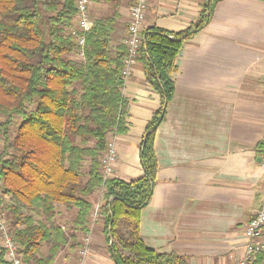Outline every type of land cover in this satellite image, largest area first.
Listing matches in <instances>:
<instances>
[{"label":"trees","instance_id":"obj_1","mask_svg":"<svg viewBox=\"0 0 264 264\" xmlns=\"http://www.w3.org/2000/svg\"><path fill=\"white\" fill-rule=\"evenodd\" d=\"M111 13L86 34L84 58L68 31L76 0H0V181L10 197L4 211L21 247L24 264H54L69 248H80L90 230L91 196L103 189L100 207L108 251L116 264H188L177 254L146 246L141 212L150 201L159 169L157 129L174 98L172 75L181 47L211 20L223 0H204L198 20L172 34L151 27L139 51L146 82L161 95V108L142 141L143 176L135 181L104 180L101 159L110 134H125L129 102L123 71L127 44L112 47L121 0H104ZM21 123L11 139L15 119ZM85 162H89L84 171ZM77 209L62 225L58 206ZM48 246L47 255L42 248ZM264 262V251L253 264Z\"/></svg>","mask_w":264,"mask_h":264},{"label":"crops","instance_id":"obj_2","mask_svg":"<svg viewBox=\"0 0 264 264\" xmlns=\"http://www.w3.org/2000/svg\"><path fill=\"white\" fill-rule=\"evenodd\" d=\"M134 1L121 0L111 36L114 50L127 44ZM203 4L149 0L143 31L183 32L198 20ZM111 11L104 0H92L94 21ZM176 64L175 95L157 129L159 169L141 212L140 235L148 248L177 254L188 264H234L244 255L246 226L263 198L264 0L218 3L211 20L181 47ZM130 72L123 89L128 129L108 138L118 153L111 177L126 182L143 176L142 141L162 105L138 59ZM259 241L264 245V230ZM80 244L77 255L61 252L54 264H116L101 219L90 221Z\"/></svg>","mask_w":264,"mask_h":264},{"label":"built area","instance_id":"obj_3","mask_svg":"<svg viewBox=\"0 0 264 264\" xmlns=\"http://www.w3.org/2000/svg\"><path fill=\"white\" fill-rule=\"evenodd\" d=\"M92 0H76V16L68 34L73 42L76 43L79 51L78 56L84 58V48L86 44V34L94 24L90 15V6ZM149 7V0H135L130 8V21L128 24L129 38L127 41L128 57L125 61L123 76L124 79L129 76L130 66L134 64L139 56V51L144 44L143 25L146 20ZM118 153L114 142L108 141L107 150L101 159V173L104 180L112 176L114 164L117 161ZM260 164L264 169V150L261 155ZM263 189L262 204L255 216L248 222L245 230L247 242L245 245L244 255L236 260L234 264H253L260 252L264 251V245L260 244L259 238L264 230V176L261 180ZM103 190V189H102ZM10 201V197L3 191L2 182L0 181V264H24L21 247L12 235L9 229V221L4 211L5 203ZM101 204L98 203L90 214L92 223L101 219ZM90 237L85 238L86 249L82 254L87 255V247Z\"/></svg>","mask_w":264,"mask_h":264},{"label":"rangeland","instance_id":"obj_4","mask_svg":"<svg viewBox=\"0 0 264 264\" xmlns=\"http://www.w3.org/2000/svg\"><path fill=\"white\" fill-rule=\"evenodd\" d=\"M71 58H73V59H76V60H80L81 58L79 57V56H77V55H71L70 56ZM21 123V118L20 117H18V118H16L15 119V123H14V125H12V127H11V130H10V136H11V139L12 138H14L15 137V135H16V133H17V129H18V126H19V124ZM3 148H4V141H0V154L2 153V151H3ZM88 165H89V162H85L84 163V166H83V170L84 171H87L88 170ZM96 194H95V196L92 198V201H98L95 205H94V207L98 204V203H102V193H103V190L102 189H100L99 191H97V192H95ZM94 209V208H93ZM58 216H57V221L59 222V223H61L62 225H65L66 223H68V222H70L71 220H73L74 218H75V215H76V213H77V209L75 208V209H71V210H69L66 206H64V205H59L58 206ZM8 218V217H7ZM8 221H9V219H8ZM81 248V247H80ZM65 251V252H64ZM64 251H62V254H65L66 252L68 253H70L71 255H74V254H78V252H79V248L78 249H76V251H74V253L69 249V248H66ZM42 252H43V254H45V255H47V253H48V246L46 245V246H44L43 248H42ZM64 252V253H63Z\"/></svg>","mask_w":264,"mask_h":264}]
</instances>
